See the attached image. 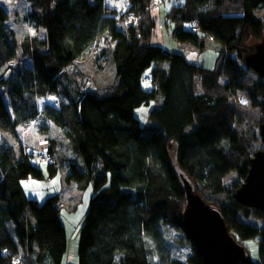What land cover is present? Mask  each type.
Instances as JSON below:
<instances>
[{"label":"trees","instance_id":"trees-1","mask_svg":"<svg viewBox=\"0 0 264 264\" xmlns=\"http://www.w3.org/2000/svg\"><path fill=\"white\" fill-rule=\"evenodd\" d=\"M26 1L25 21L45 32L43 39L20 44L28 65L9 66L17 44L0 4V131L13 140L12 146H0V264H61L66 237L58 195L38 202L21 186L29 178H51L58 168L76 190L91 186L77 264H204L183 227L182 180L203 199L225 192L222 179L230 170L241 184L247 175L252 156L240 135L248 131L252 110L261 113V125L264 79L245 65L254 48L245 42L264 35L258 16L264 0L159 5H168L161 13L162 32L169 31L180 46L203 50L212 38L217 52L211 68L189 63L167 44L161 47L152 0H124L119 8L106 0ZM124 19L129 22L122 30L118 23ZM101 37L112 43L115 85L103 95L74 93L64 69ZM147 68L151 89L145 91ZM151 100L154 107L142 127L133 112ZM33 122L39 133L55 129L61 136L48 139V156L39 162L17 140L18 128ZM172 141L173 161L167 149ZM219 212L237 243L255 239L264 264V225L238 217L242 212L262 218L261 211L240 205L233 195ZM235 264L257 263L246 256Z\"/></svg>","mask_w":264,"mask_h":264},{"label":"rangeland","instance_id":"rangeland-1","mask_svg":"<svg viewBox=\"0 0 264 264\" xmlns=\"http://www.w3.org/2000/svg\"><path fill=\"white\" fill-rule=\"evenodd\" d=\"M111 7L121 6L118 0H107ZM164 3L161 1L158 5L153 4V13L155 14L156 7ZM210 6L212 4L209 1ZM6 11L8 12L7 25L12 29L14 33L15 43L17 44V54L13 61L9 63V66H16L21 63L28 65L29 62L26 57L21 54L19 49L20 44L28 39L36 37L43 39L45 32L41 27L32 26L25 21V17L29 14L30 7L26 0H0ZM263 14L258 16L264 22ZM24 18V20H23ZM138 20H133L135 24ZM129 20H121L118 23L120 29H125ZM156 25V24H155ZM162 25V24H161ZM156 31V30H155ZM155 31H153L155 33ZM163 36L165 43L167 44V50H171L173 53H181L185 56V59L192 64H202V66L211 68L214 65L216 59L217 50L216 45L212 42V38L208 37L205 41L206 48L200 50L191 44H184L178 46L177 42L171 37L170 32H166L163 29ZM256 41L252 37H248L245 44L248 48L255 45ZM213 46V47H212ZM188 47V48H187ZM112 49V43L108 38L101 37L97 42L86 51L80 58L73 61L68 65L64 71L68 77V82L73 86V92H91L96 95L106 94L115 85V74L111 63L110 52ZM251 50V49H249ZM235 57V55H233ZM247 73L253 77L250 71ZM150 75V68H147L143 72L141 81V87L143 90L148 91L151 89V82L147 79ZM67 100V99H66ZM154 107V101L151 100L148 105H141L134 110V116L139 121L140 125L144 127L148 122V111ZM263 115V114H262ZM261 113L259 110H252L251 114L247 117V132L243 136L240 134V140L244 145V149L252 156L254 152L264 148L259 135V119ZM37 122H33L24 127L18 128V142L19 147L23 153L32 157L33 161L39 162L41 155H47V146L50 138L60 141L59 131L51 129L50 135H44L37 131ZM241 132V130H240ZM7 144L12 146L13 140L9 138L5 133L0 131V146ZM168 152L171 160L175 159V143L168 144ZM65 155H70L68 149L63 147ZM51 158V157H49ZM235 170H230L222 179V184L225 188V192L209 195H203V199L211 207L220 210L224 205L229 204L234 195L235 188L240 185L242 180L235 174ZM64 171L58 168L55 175L51 178H43L41 180L29 178L21 183V186L25 189L26 195L30 198L41 202L50 195L57 194L59 197V216L63 225L66 237V249L62 255L61 264H77V244L79 238L80 227L83 223L84 214L88 205V198L91 194V186L89 185L84 191H78L75 189L74 183H67L64 179ZM186 179L187 177L184 176ZM199 194V193H198ZM200 195V194H199ZM201 196V195H200ZM238 217L246 223H252L253 225L261 228L264 225L263 217H258L253 214L244 216L242 212H238ZM246 250V256L251 261L259 264V257L257 254V245L255 239L245 240L242 243Z\"/></svg>","mask_w":264,"mask_h":264},{"label":"water","instance_id":"water-1","mask_svg":"<svg viewBox=\"0 0 264 264\" xmlns=\"http://www.w3.org/2000/svg\"><path fill=\"white\" fill-rule=\"evenodd\" d=\"M245 65L264 79V35L244 58ZM259 135L264 145V103ZM185 206L183 227L204 264H235L246 258L245 248L230 234L220 212L194 193L183 178ZM237 203L255 208L264 215V148L254 152L243 183L234 193Z\"/></svg>","mask_w":264,"mask_h":264},{"label":"crops","instance_id":"crops-1","mask_svg":"<svg viewBox=\"0 0 264 264\" xmlns=\"http://www.w3.org/2000/svg\"><path fill=\"white\" fill-rule=\"evenodd\" d=\"M119 1V4L122 5L123 1L124 0H118ZM106 5L111 7L109 4H108V1L106 0ZM120 6H118L119 8ZM164 7L167 8L168 5H161V6H158L155 10V14H154V21L155 23H157V28H156V37L159 39V44L161 45V47H165L166 43L165 41L163 40V36H162V29L159 25H161V13H163V10H164ZM165 12V11H164ZM179 46V44H178ZM148 79V78H147Z\"/></svg>","mask_w":264,"mask_h":264},{"label":"built area","instance_id":"built-area-1","mask_svg":"<svg viewBox=\"0 0 264 264\" xmlns=\"http://www.w3.org/2000/svg\"><path fill=\"white\" fill-rule=\"evenodd\" d=\"M152 1L155 4H159V3H161L162 0H152ZM196 28H197V22L196 21H193L192 22V25H191V30H195Z\"/></svg>","mask_w":264,"mask_h":264},{"label":"clouds","instance_id":"clouds-1","mask_svg":"<svg viewBox=\"0 0 264 264\" xmlns=\"http://www.w3.org/2000/svg\"><path fill=\"white\" fill-rule=\"evenodd\" d=\"M254 154V153H253ZM253 156V155H252ZM241 245V244H240Z\"/></svg>","mask_w":264,"mask_h":264}]
</instances>
